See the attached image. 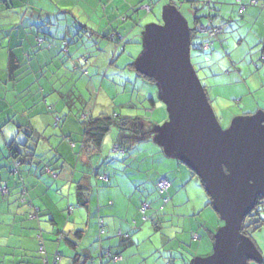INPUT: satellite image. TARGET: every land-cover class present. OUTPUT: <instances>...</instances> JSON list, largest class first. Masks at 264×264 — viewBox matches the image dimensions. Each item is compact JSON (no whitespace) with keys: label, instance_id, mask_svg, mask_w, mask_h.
<instances>
[{"label":"crops","instance_id":"0c3cea01","mask_svg":"<svg viewBox=\"0 0 264 264\" xmlns=\"http://www.w3.org/2000/svg\"><path fill=\"white\" fill-rule=\"evenodd\" d=\"M203 1L126 0V3L129 4L126 5L128 13L123 19L124 21L126 18L131 19L134 22L133 14L139 15L141 12L147 14L145 11H140L139 5L141 3L151 5V10L148 11L149 13L146 16L143 15L146 18L152 11L154 17V12L155 14L158 13V10H154L160 8L159 5H163L164 8L173 3L178 8L184 2H188L193 7V17L196 15L204 19L207 15V10L205 12L203 11L201 15L197 13L199 10L198 4L200 5ZM206 1L217 10L216 15L214 17L212 16V22L224 26L221 35L216 40H212L215 48L216 44L219 43L221 48L224 49V43L226 44L230 40V36L235 32L237 33L238 43L245 41L247 36H241L238 30L242 29L247 33L253 30L254 27H256V30L251 31L254 34L252 40L256 41L259 39V42L264 44V7L247 5L242 11L238 7L236 0ZM240 1L247 4L250 0ZM258 1L264 3V0ZM32 3H34L33 0H0V12L3 14V17H8V11L13 13L12 22L8 20L0 22V136L4 141L3 149L0 148V185H6L8 188L7 194L0 193V264H52L55 254H59L61 261L63 255L59 252L60 242H63L71 250V253L67 255L68 264H73L72 256L75 253H79L82 256L81 259H86L84 264H87L89 259L97 257V255L104 260L106 257L103 255V250L105 249H110L113 253L118 252L122 257L121 260L123 259L122 261L120 260L122 264L133 262L138 252L134 249L136 241H134L132 236V227L127 221H117L112 218L110 215L112 212V210L110 211V207H108L109 209H104L102 204V206H98L96 209L97 213L95 218L97 217V222L95 223V231L96 238L99 239V244L96 243L97 245L92 246L90 249H86V245H81V240L86 235L84 230L78 228L81 225L76 223L69 225V221H67L68 225L65 223L59 228V221L62 220L63 213L74 215L76 211L70 203V190L73 185L75 186L74 193L77 205L84 207L88 212L92 210L91 196L94 183L96 182L94 180L109 181L110 174L106 168L102 171V166L105 165L104 161H107L104 158H108L111 152L114 151L111 149L110 151L108 150V153L103 154V146L99 153L87 151L81 142V126V130L67 133L62 130L61 126V121L71 116L72 108L75 106L72 98H70L71 95L75 97L77 94V100L83 107L86 104L82 100L81 93H78L81 90L77 87L76 81H71L68 85L66 84L64 86L62 82H56V80H69V74L73 70L78 72V74L79 72L88 74L90 67L94 68H92V74L95 78L96 76H101L100 69L97 72L99 68V66H96L97 62L90 61V58L94 57V55H90L92 51L86 50L83 45V34L78 33L75 35V29L71 28V23L77 21V23L84 25L86 27L84 30L87 35L92 34L96 36L98 30H92L89 27L88 20L85 21L86 19H81L82 23H80L77 17L65 8L68 7L66 4H62L60 7L56 3L53 8L48 6L45 13H41L40 8L31 7ZM157 16L153 19L154 24L150 23V26L161 23V20H158ZM200 22L199 24H201ZM232 22L235 24L234 27H231L233 25ZM133 24L136 25V22L131 23V25ZM105 34L108 36L104 40L110 44H116L115 47L113 45V49H110V47L108 49L110 54L107 57L113 59L118 51V41L122 42L124 36L122 37L120 34L119 27L113 28L111 32L106 30L104 32ZM39 35L42 36L44 41H38ZM72 35H74L73 37H75L76 42L66 46L65 41H74L73 38H70ZM210 37L214 39L216 35L212 34ZM205 39L203 37L201 40H197V35H195L191 41L192 46L194 45V50L200 51L201 53H208L207 50L210 49L211 52H214L215 49L212 45L210 48L203 46V51L199 50V47L204 42H207ZM10 50H12L15 56V64H17L15 79L13 80L7 76L8 57L11 54ZM199 57L200 60L203 59L201 55ZM127 64L129 65V63ZM89 65L91 66L87 69ZM111 65L110 62L107 66L108 69L112 68L110 67ZM113 68L118 70L116 64ZM79 78H81V75H79ZM136 78L145 80L138 75ZM101 79L104 82L105 77ZM150 88L151 90L153 89L152 85H149ZM74 91H77V93H74ZM149 105L150 109H153L156 105L155 101L153 104L149 102ZM83 107L82 109L80 108L81 113L86 112ZM80 112L79 114L81 115ZM83 115L85 117V114ZM91 116L93 115L89 113L85 118ZM58 128L60 130L55 134ZM21 131H23L24 135ZM20 134H22L23 138L29 135L37 142H34V156L32 159H28V164L21 167L26 172L22 173L23 176L18 179V176H13L10 173L12 160L9 157L6 144L9 139L13 141ZM52 135L58 139L56 144H51L50 138ZM5 137H7L6 140ZM74 137L80 139L81 143L79 146L75 143V140H72ZM42 142L45 145H42ZM147 142L150 141L147 140ZM136 150H140V152ZM126 151L129 157L135 160H139L142 157L140 154H144V157L151 158L152 163L163 164L162 166L164 167L169 166L170 169L168 172L171 171L172 165L176 163V161H170L172 165L168 163L169 161L167 160L170 158L166 159L165 154L157 144L153 148L135 146L120 153H125ZM124 155L119 156L123 157ZM146 172V180H138V186L139 184L144 186L143 183L146 182L144 186L145 190L148 189L147 184L150 182L153 183V187L156 189L155 183L158 177L164 176L167 179L169 177L166 175V170L160 168L152 176L148 174L149 169ZM101 176H105L106 178H101ZM154 177L156 178L154 179ZM53 180L55 181L53 182ZM20 185H23V187H20ZM132 185L134 184L132 183ZM54 186L57 187L52 194L51 190H53L52 187ZM171 186L170 184L169 190ZM23 188L26 192L22 195L21 189ZM81 189H83L85 202L79 201L77 197V193ZM64 190L68 191L67 197L63 194ZM109 191L108 189L105 190L104 194L109 196ZM100 195L101 193L99 192L96 194V197L98 196L96 199L99 203L101 201ZM107 204L106 206L113 208L115 201H109ZM100 213H104L105 218ZM75 218L81 220V211L79 209ZM99 221L103 222V232L101 230L98 231L100 229ZM134 224H136L135 221ZM157 225L154 227L155 229L160 228ZM76 231H80V233H77L78 235L80 234L78 241L73 238V234ZM123 231L129 233L130 236L127 239H116L118 232ZM65 237L74 239L78 243L75 250L68 246L64 239ZM41 245L43 246L42 251L39 250ZM137 246L140 249L142 245L137 243ZM126 249L129 250L125 251ZM60 261L57 264H61Z\"/></svg>","mask_w":264,"mask_h":264},{"label":"rangeland","instance_id":"374dc122","mask_svg":"<svg viewBox=\"0 0 264 264\" xmlns=\"http://www.w3.org/2000/svg\"><path fill=\"white\" fill-rule=\"evenodd\" d=\"M33 1L34 3H32L31 7L40 8L41 13H45L48 6L53 8L56 3L60 7L62 4H66L68 7L65 8L70 10L80 23H82L81 19H86L85 21L88 20L87 22L92 30H98L96 36L92 34L87 35L80 29L77 32L83 34V45L86 50L92 51L90 55H94V57L90 58V61L97 62L96 66H99L97 72L100 69L101 76H96L95 78L92 74L94 68L89 65L87 66V69L90 67L89 75L81 72L78 74V72L73 70L69 74V80H56V82H62L64 86L66 84L68 85L71 81H76L77 87L81 90L78 93H81L82 100L86 104L83 107L77 100V94L75 97L71 95L70 98H72L75 106L72 108L71 116L61 121L62 130L66 131L65 133L81 130L80 126L82 124L80 120L84 118L83 114L86 117L89 113L94 116L101 112L138 116L150 121V123L152 122L151 124L153 125L155 124L158 127L162 126L168 119V113L165 104L160 99L159 88L155 82L137 79V71L133 63L143 50L142 35L144 30L150 26V23L154 24L153 19L157 15V19L161 20L163 5H159L160 8L154 10H158V13L155 14L154 12V17L153 11L146 18L145 16L149 13L147 11H145L147 14L142 12L139 15L133 14L136 25H131V23H134L133 20L126 18L124 21L123 19L128 13L126 5L129 4L126 3V0ZM198 6L199 10L197 13L201 15L204 11V6L201 4H198ZM178 9L186 19L189 28L193 29V7L188 2H184L182 6H178ZM135 11L134 13H136ZM140 11L144 12V9L142 8ZM141 16L143 17L141 18ZM12 19L13 13L11 11H8V17H3V14L0 12V22H5L6 20L12 22ZM232 23L233 25L231 27H234L235 24L234 22ZM117 27H119L122 37H124L122 42L118 41V51L112 59L107 57L110 54L108 49L109 47L113 49V45L115 47L116 44H110L104 40L103 35L106 30L111 32L113 28L115 29ZM255 30L256 27L246 33L245 30L239 29L238 32H240L239 34L241 36H247L246 40L238 43L237 33L235 32L230 36V40L226 44L224 43V49L221 48L219 43L216 44L215 48L212 42L221 33L213 39L210 35H206L203 32H196L197 40L205 37L206 43H211L210 46L212 45L215 49L214 52H211L209 49L207 50L208 53H201L200 51L194 50V45L192 46L191 44V63L197 72L201 84L205 86V91L211 102L210 104L217 121L224 129L229 126L231 120L236 116L251 114L257 110L264 113V58H262L264 54L261 55V49L264 44L262 42L260 43L257 38L256 41L252 40L254 34L251 31ZM201 50L203 51V49ZM198 55H201L203 59L200 60ZM110 62L112 64L110 67L112 68L108 69L107 66ZM210 63L212 65L211 67ZM115 64L118 70L113 68ZM79 75H81V78L78 79ZM103 77H105L104 82L101 79ZM149 85H152V90L151 88L149 89ZM74 93H77V91H74ZM150 97L154 99L156 104L153 109H150ZM82 107L83 109L85 108L86 112H80ZM144 126L145 128L147 127V125ZM59 130V128L56 129L55 134ZM21 133L24 135L23 131ZM22 134L13 140L17 143H22L25 140ZM116 134L117 129L111 128L110 132L106 135L103 141V154L108 153V150L110 151L112 149L113 143L116 140ZM6 139L7 137H5ZM50 140L51 144H56L58 139L52 135ZM72 140H75L78 146L81 143L77 137H74ZM10 141L11 139L7 142L9 143ZM42 145L45 144L42 142ZM154 145L156 144L152 140L150 142L140 141L135 143L134 147L153 148ZM3 147L4 141L0 136V148L3 149ZM136 151L140 152V150ZM119 155L124 156L121 157ZM140 155L142 157L139 160H135L129 157L127 151L123 154L119 151L111 152L108 158H104L107 161H104L105 165L102 166V171L106 168L110 174V179L109 181L94 180L97 183H94L91 196L92 210L89 212L84 207L77 205L74 193L75 186L73 185L70 190V203L76 211L74 215L63 213V218L59 221V228L65 223L67 224V221H69V225L71 223L81 225L78 228L84 230L86 234L81 240V245H86V249H90L92 246L99 244V239L96 238L95 223L97 222V217L95 218V216L97 207L103 204L104 209L110 207V211L112 210L110 213L112 218L117 221H127L132 227V236L134 241H136L134 249L138 254L135 261L126 262V264H165L169 259L172 260L173 264H189L194 258H204L211 254L213 249L212 241L209 238L210 234L207 230L215 234L220 227L225 225V222L218 217L210 205H207L210 198L199 179L196 176L192 177L189 168L182 163L179 164L174 158L165 155L166 159L170 158L167 160L169 161L168 163L171 164L170 161H176L174 165L171 164L172 169L168 172L170 169L169 166L164 167L162 166L163 164L152 163L151 158L144 157V154ZM158 168L166 170V175L169 176L168 181L172 185L167 192L169 200L163 204L161 209L162 197L153 187V183H148V189L146 190L144 189L146 182L143 183L144 186L140 184L138 186L139 179L146 180L147 169H149V176H152ZM56 187H52V194ZM107 189L110 190L109 196L104 194V191ZM98 192L101 193L100 203L96 199L98 198V196L96 197ZM63 194L67 197L68 191L64 190ZM113 200L115 201L113 208L106 206L109 201L113 202ZM146 200L151 203V209L146 211L145 215L147 219H144V215L138 209H140L141 202ZM78 209L81 211V220L75 218ZM153 209L158 211V216L154 223H158L157 226L160 227L159 229H155L151 220L148 218L153 212ZM100 214L103 215L104 213ZM261 217H264V205L261 209ZM134 221L136 224H134ZM100 230L98 229V231ZM123 232L125 233V231ZM195 235L199 236V238L195 237ZM117 238L120 239L119 236H116ZM252 239H254L257 247L263 253L264 261V227L252 233ZM137 243L142 245L140 249L137 248ZM127 250L129 249L125 251ZM59 252L63 255L60 261L61 264H68L67 255L71 253V250L63 242H60ZM102 259L97 255V257L89 259L87 264H122L120 262L123 260L113 262L106 258L104 260ZM250 264L259 263L251 262Z\"/></svg>","mask_w":264,"mask_h":264},{"label":"water","instance_id":"95a60500","mask_svg":"<svg viewBox=\"0 0 264 264\" xmlns=\"http://www.w3.org/2000/svg\"><path fill=\"white\" fill-rule=\"evenodd\" d=\"M142 42L134 67L156 82L168 113L154 142L198 176L225 222L213 235L212 253L190 264L261 263V252L240 228L257 196L264 198V113L220 126L191 63L189 26L174 4L163 8L161 23L144 30Z\"/></svg>","mask_w":264,"mask_h":264},{"label":"trees","instance_id":"16d2710c","mask_svg":"<svg viewBox=\"0 0 264 264\" xmlns=\"http://www.w3.org/2000/svg\"><path fill=\"white\" fill-rule=\"evenodd\" d=\"M236 2H237L238 7L240 8V10H242V11H243V9H245L247 7V5L259 6L261 8L264 7V3L260 2L258 0H250L247 4L243 3L240 0H236ZM141 4H144V3H141ZM171 4H173V3H171ZM201 5L204 6V12H205V10H207V15L204 19H201V17H197L196 15H194V17H193L194 28L193 29L189 28L191 41H192V38H194V36L196 35V32L199 33L196 29V26L199 24L200 21H201L200 22L201 24L202 23L205 24V23L209 22L213 27H219L220 28L219 31L216 33H213L215 35H218L221 32H223L224 26L222 24H214L212 22V20H213L212 16L214 17L216 15V11H217L215 9V7L210 6V4L207 3V1H205V0L203 1V3H201ZM150 10H151V7H150ZM144 11H146V10L144 9ZM75 26H77V27L75 28ZM71 28H75L76 31L74 30V33H75V35H77L78 34L77 31L79 29L83 30L85 32L84 29L86 27L84 25L77 23V21H73V23H71ZM37 30L39 31L38 27H37ZM39 33H40V31H39ZM204 34L210 35V33H204ZM73 36L74 35L70 36V38H73L74 41H71V40H69L68 42L65 41L66 46L70 45V44H74L76 42V39ZM107 36L108 35H106V34L103 35L104 38H106ZM38 38L41 40V42H42V40L44 41L42 36L39 35ZM205 43H203L201 45V47H199V50L202 49V47ZM210 44H209L208 48L211 47ZM10 53L11 54L8 57V64H7L8 65L7 66V76L13 80V79H15V70L17 68L16 67L17 64H15V58H14L15 56H14L12 50H10ZM262 54H264V46L261 49V55ZM133 66H134V64H133ZM137 75L140 76L141 78L149 81V82H155L152 78L146 77L145 75L141 74L138 71H137ZM203 87L205 89V86H203ZM207 98H208V96H207ZM149 100H150L149 102H151L153 104L154 100L151 98H149ZM208 101H209V103H211L209 98H208ZM81 119L82 120H80V123L82 124L81 125L82 126V134H81L82 145L86 147L87 151H90V152L94 151V152H98V153L100 152V149L103 146V141H104L106 135L110 132L111 128L117 129L116 140H115V144L113 146L117 145V147L119 149H121L122 151L131 149L132 147H134L135 143L140 142V141H145V140L151 141L152 140L154 142V138L157 134V128H158V126H156L155 124L151 125L152 122L150 123V121L145 120L142 117L126 116V115H119V114H114V113H110V114L100 113V114H97L95 116H91L88 118L84 117ZM144 125H147V127L145 128ZM34 142H37V141L35 139H32L31 136L26 135L25 141L23 143H17L15 140H13V141L6 144V148L8 150L9 157L12 160V167L10 169V173L13 176H18V179L21 178V176H23L22 173L26 172V170L21 169V167L25 164H28L27 163L28 159H32V157L34 156V147H35ZM160 149L162 150L161 147H160ZM180 163L181 162H179V164ZM190 172H191L192 177L196 176L198 178V176L195 173H193V171L190 170ZM161 178H166V177H164V176L158 177V179L156 180V183H155L156 190L162 197L160 209L162 208L163 204L166 203L165 198L167 197V192H168L170 184H171L168 181L169 187H168L167 191L164 193H160L159 188L157 187V182ZM18 179H16V180H18ZM200 183H201V181H200ZM201 185H202V183H201ZM20 187H23V185H20ZM0 188H4V190H5V191L0 190L1 194H7L8 193V188L6 185H0ZM25 192L26 191L24 188L21 189L22 195ZM77 197H78L79 201L85 202V196L83 193V189H81V191H78ZM167 198L169 200V197H167ZM144 202H147L149 204V206H151L150 202H148V201H144ZM141 204H142V202H141ZM207 205L211 206L210 202H208ZM263 205H264V198L262 196H257L254 208L242 220L240 232L244 235L249 236L251 239H252V233H254L256 230H259L262 227H264V217H261V209H262ZM149 209H151V207ZM157 216H158V211L153 209V212L148 217L151 220L154 227H156V225H157V223H154ZM98 224H99V222H98ZM102 224H103V222H102ZM100 229H101V227H100ZM207 231L210 234L209 238L211 239V241H213V235L214 234L209 230H207ZM77 233H80V231H76L73 234V238L78 241L80 238V234L78 235ZM81 233H82V231H81ZM75 235H76V238H75ZM117 236H119L120 239H127L130 235H129V233H126V232L125 233L124 232H118ZM196 237L198 238L197 235H196ZM64 239L67 242L68 246L73 248V250L76 249L78 243H76V241L74 239H71V238L69 239L68 237H65ZM105 250L110 251V253L113 255H120L118 252L113 253L110 249H105ZM105 250H103V253ZM81 257L82 256L79 253H75L72 256L73 264L74 263L75 264H84L86 259H84V258L81 259ZM249 262H251V261H248V264H249ZM166 263L173 264L171 259H169V261H167ZM262 264H264V261Z\"/></svg>","mask_w":264,"mask_h":264},{"label":"built area","instance_id":"2783aa9c","mask_svg":"<svg viewBox=\"0 0 264 264\" xmlns=\"http://www.w3.org/2000/svg\"><path fill=\"white\" fill-rule=\"evenodd\" d=\"M150 7L151 6L149 4H141L139 6V9L143 8V9H145L148 12V11H150ZM196 29H197L198 32L210 33V35H212L213 33L218 32L220 28L219 27H213L209 22H207L205 24H203V23L202 24H198L196 26ZM38 41L41 42L40 39H38ZM203 46L207 48V47H209V44L205 43ZM262 58H264V56H262ZM112 151L116 152V151H122V150L119 149L117 147V145H115V146L112 147ZM101 178H106V177L105 176H101ZM157 187L159 188L160 193L166 192L168 187H169L168 180L166 178L159 179V181L157 182ZM0 190L1 191H5L4 188H0ZM167 200H168V198L166 197L165 201L167 202ZM149 208H150V206H149V204L147 202H142V204L140 206V210H141L142 214L144 215V219H147L145 213H146V210H148ZM99 226L101 227V232H103L102 221H99ZM195 237H196V235H195ZM39 250H41V251L43 250V246L42 245L39 247ZM103 255L107 259H109V260H111L113 262L121 260V256L120 255H113L108 250H105ZM59 261H60L59 254H55L54 257H53L52 264H57ZM166 264H169V263H166Z\"/></svg>","mask_w":264,"mask_h":264},{"label":"flooded vegetation","instance_id":"af4514ba","mask_svg":"<svg viewBox=\"0 0 264 264\" xmlns=\"http://www.w3.org/2000/svg\"><path fill=\"white\" fill-rule=\"evenodd\" d=\"M253 241H254V239H252ZM255 243V242H254ZM255 245H256V243H255ZM257 246V245H256ZM258 248V247H257ZM259 249V248H258ZM259 251L261 252V250L259 249ZM261 254H262V257H263V253L261 252ZM251 262H255V263H258V262H256V261H251ZM251 262H249V264L251 263ZM263 263V261L261 262V263H259V264H262Z\"/></svg>","mask_w":264,"mask_h":264}]
</instances>
